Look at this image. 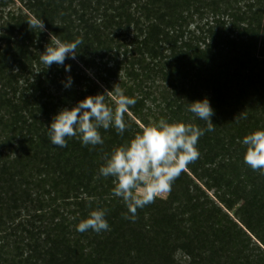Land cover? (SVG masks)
<instances>
[{"label":"trees","instance_id":"16d2710c","mask_svg":"<svg viewBox=\"0 0 264 264\" xmlns=\"http://www.w3.org/2000/svg\"><path fill=\"white\" fill-rule=\"evenodd\" d=\"M19 2L0 0V264H264V175L244 163L242 144L264 130V0ZM51 35L82 38L76 58L46 68ZM117 84L136 100L123 135L51 143L61 109ZM205 98L216 126L199 159L125 219L113 178L99 173L105 154L161 118L205 128L188 111ZM97 207L110 230L78 232Z\"/></svg>","mask_w":264,"mask_h":264},{"label":"clouds","instance_id":"9594fccd","mask_svg":"<svg viewBox=\"0 0 264 264\" xmlns=\"http://www.w3.org/2000/svg\"><path fill=\"white\" fill-rule=\"evenodd\" d=\"M32 29L45 30L42 19L33 18L28 21ZM83 39L61 41L51 35L50 43L40 55V61L46 68L53 64L64 65L67 58L75 59L77 49ZM70 71V66H65ZM72 78L68 77L65 87H70ZM110 97L112 104L106 102ZM136 100L125 95L117 85L103 94L89 95L79 101L71 109H61L48 127V136L53 145L67 147V140L78 137L84 146L103 145L101 129L107 131L114 128L123 135L129 125L125 122V114ZM188 111L206 122L201 128L195 124L169 122L161 118L158 122H149L140 126V131L133 138L111 153L105 154V163L99 168L104 178H113L112 196L122 199L127 207L125 219H136L137 210L152 204L158 197L170 193L172 185L182 173L187 171L189 164L200 157L197 147L199 139L205 132L215 131L211 120L214 115L207 98L188 104ZM242 118H246L242 114ZM242 144L246 147L244 163L253 171L264 175V130H255L243 137ZM95 197L88 198L89 207ZM106 210L97 207L90 211L87 218L77 225V231L85 233L92 230L101 233L110 230L105 218Z\"/></svg>","mask_w":264,"mask_h":264},{"label":"rangeland","instance_id":"374dc122","mask_svg":"<svg viewBox=\"0 0 264 264\" xmlns=\"http://www.w3.org/2000/svg\"><path fill=\"white\" fill-rule=\"evenodd\" d=\"M18 6H20V2H19V0H16V4H15V5H12L11 7H12L13 9H15V8H17ZM162 196L165 197L166 194H163Z\"/></svg>","mask_w":264,"mask_h":264}]
</instances>
